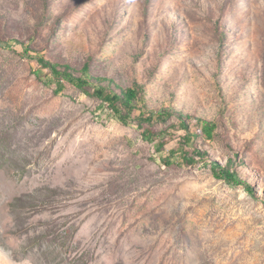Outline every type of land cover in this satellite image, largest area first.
Masks as SVG:
<instances>
[{
	"label": "rangeland",
	"instance_id": "374dc122",
	"mask_svg": "<svg viewBox=\"0 0 264 264\" xmlns=\"http://www.w3.org/2000/svg\"><path fill=\"white\" fill-rule=\"evenodd\" d=\"M0 42V264H264V0H0Z\"/></svg>",
	"mask_w": 264,
	"mask_h": 264
},
{
	"label": "trees",
	"instance_id": "16d2710c",
	"mask_svg": "<svg viewBox=\"0 0 264 264\" xmlns=\"http://www.w3.org/2000/svg\"><path fill=\"white\" fill-rule=\"evenodd\" d=\"M15 41H9L6 45L13 46ZM0 45L2 43L0 42ZM30 48H25V54L29 53ZM39 63L44 67L50 68L52 75L55 79L60 82L59 90L64 89L62 81H67L78 88L82 89L85 93L95 96L107 103L108 107L113 111V115L116 116L122 123L128 124L130 119L134 117L137 111L142 110V116L144 113L145 107H140L141 99L139 98V90L136 88H126L121 91L115 90L110 83H107V79L103 77L93 78L89 75L88 66L84 67V73L82 76H77L71 67L66 66L60 68L57 64L48 61L44 56L37 55ZM93 88V91L90 89ZM167 113L166 110H163L161 114ZM142 118V117H139ZM153 119L152 116L147 118L148 122H151ZM201 126V132L205 139L212 140L214 137L215 130L217 125L208 120H199ZM184 128L190 133L189 126L185 123ZM154 132L151 130L145 131L144 138L148 141L154 142ZM166 162L172 164L173 161L168 159ZM187 162H195L194 159L187 158ZM214 174L217 178L223 179L225 182L231 186H245L246 190L250 194H255L253 186L242 180L239 174L235 171H232L229 167L218 168V166L213 167Z\"/></svg>",
	"mask_w": 264,
	"mask_h": 264
}]
</instances>
